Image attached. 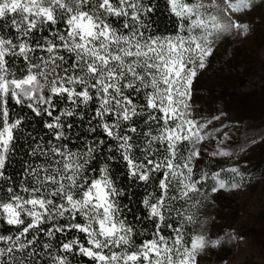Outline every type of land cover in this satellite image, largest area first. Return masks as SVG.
Returning a JSON list of instances; mask_svg holds the SVG:
<instances>
[{"label":"snow or ice","instance_id":"6c2138e0","mask_svg":"<svg viewBox=\"0 0 264 264\" xmlns=\"http://www.w3.org/2000/svg\"><path fill=\"white\" fill-rule=\"evenodd\" d=\"M225 2L228 23L213 12L217 0H166L177 30L158 36L146 0H0V226L9 229L0 264H198L219 244L189 232L187 210L209 178L194 171L205 136L192 118L193 81L214 36L247 31L230 11L249 0ZM17 108L47 117L49 136H29L19 180L7 174L27 120ZM117 155L153 188L142 201L151 231L124 216ZM211 177L214 193L241 187Z\"/></svg>","mask_w":264,"mask_h":264},{"label":"rangeland","instance_id":"374dc122","mask_svg":"<svg viewBox=\"0 0 264 264\" xmlns=\"http://www.w3.org/2000/svg\"><path fill=\"white\" fill-rule=\"evenodd\" d=\"M226 7L225 3L213 8L222 23L229 22V13L223 12ZM230 15L247 25V31L233 29L221 33L216 40L212 38L213 52L191 87L192 118L204 125L205 139L197 146L202 149L201 158L194 161L201 164V174L209 166L233 161L264 139V0H249L247 8L231 10ZM227 103L249 106L255 111L251 117L230 124L224 113ZM209 113L214 120L208 118ZM213 122L223 123L225 131L220 135L211 133ZM214 152L217 155H212ZM233 168L241 173L240 165H233L221 171L218 179L241 187L211 191V215L197 224L201 234L219 241L198 256V264H261L251 262L249 257L264 256V173L249 179L242 173H233ZM216 183L215 179L211 188Z\"/></svg>","mask_w":264,"mask_h":264},{"label":"trees","instance_id":"16d2710c","mask_svg":"<svg viewBox=\"0 0 264 264\" xmlns=\"http://www.w3.org/2000/svg\"><path fill=\"white\" fill-rule=\"evenodd\" d=\"M147 3H155L156 10L147 18L149 24V31L153 35L164 36L169 34H175L177 30V19L174 15H171L168 9L166 0H146ZM218 5L223 7L225 0H217ZM224 12V11H223ZM218 36H214L216 40ZM63 106V105H61ZM17 112H21L20 109H16ZM253 108L245 105L227 103L224 106V113L227 116V122L230 124L239 123L245 118L251 117ZM22 115L27 116L23 135L19 136L17 141V153L11 159L7 169V174L12 175L14 179L19 180L20 174L23 172V165L29 158L26 153L29 149V136L44 137L48 139L47 129L44 128V121L47 117H35L28 109H24L21 112ZM208 118L214 120L209 113ZM209 130L211 133L220 135L225 131L224 124L219 123L210 124ZM104 162V157L100 156L95 161L94 166H99ZM236 163V164H235ZM197 167L194 169L197 176L201 175V164L197 163ZM233 165H240V171L244 177L249 179H255L264 173V139L257 141L252 145L248 151L240 154L239 157L235 158L231 162L224 161L217 166H209L207 173L209 178L204 182L201 193L196 196V199L200 201L199 204L194 207H189L187 214H191L196 219L195 225H189L188 229L190 233H201L197 229L199 221L207 219L210 214V188L215 179L211 177V173H220L221 171L227 170ZM111 175L114 179L116 186L122 189L125 193L124 196L120 197V203L126 209L124 216H126L128 222H130L137 230L146 229L151 231L153 225L146 219L147 209L143 206V199L148 195L149 192L153 191V188L146 186L143 182L133 181L128 175V169L124 161L117 159L112 161L110 164ZM0 231L5 234L8 233L9 229L7 225L0 226ZM143 238H150L147 233L143 237L137 236L135 239L137 243ZM249 260L253 263H264V256H250ZM73 264H89V261L83 257H77Z\"/></svg>","mask_w":264,"mask_h":264}]
</instances>
